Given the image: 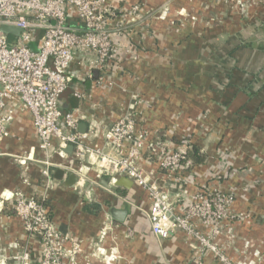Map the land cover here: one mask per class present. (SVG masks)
Segmentation results:
<instances>
[{
	"label": "crops",
	"instance_id": "0c3cea01",
	"mask_svg": "<svg viewBox=\"0 0 264 264\" xmlns=\"http://www.w3.org/2000/svg\"><path fill=\"white\" fill-rule=\"evenodd\" d=\"M134 1L139 21L121 39L130 52L105 74L91 63L93 55L76 52L60 109L75 113L91 147L109 150L103 133L125 114L146 129L147 143L196 145L205 158L193 163L189 182L166 176L147 152L138 166L179 213L197 190L230 193L229 215L213 242L234 263L264 264V0ZM64 153L52 157L59 167H50L45 186L29 113L15 111L0 140V264H17L24 248L29 264H39L41 243L12 208L16 193L44 197L54 226L77 242L76 259L66 264L192 262V237L178 229L167 238L152 233L144 189L125 175L114 182L105 173L98 177L86 154ZM79 172L83 184L67 185L69 174ZM112 207L127 209L123 221L111 217ZM200 263L218 264L207 249Z\"/></svg>",
	"mask_w": 264,
	"mask_h": 264
},
{
	"label": "built area",
	"instance_id": "2783aa9c",
	"mask_svg": "<svg viewBox=\"0 0 264 264\" xmlns=\"http://www.w3.org/2000/svg\"><path fill=\"white\" fill-rule=\"evenodd\" d=\"M140 15L139 3L132 0H0V26L20 29L17 36L0 31V140L8 135L15 111L26 110L43 152L40 162L45 186L51 181L50 167H59L52 157L64 156V148L72 145L76 156L87 155L88 166H93L98 177L105 173L114 182L117 176L125 175L145 190L147 217L155 236L167 238L178 229L194 239L195 254L188 264H201L204 249L213 253L218 264H236L225 258L210 235L207 238L200 232L227 217L231 194L197 190L179 213L162 188L138 166L147 152L166 176L189 182L193 163L187 156V141L176 146L156 139L147 143L146 129L125 114L103 133L109 150L91 147L86 143L89 133L77 130L75 113L60 109L61 94L71 80L68 69L74 54L84 51L93 55L91 63L105 74L120 63L122 53L130 52L121 39L127 25L139 21ZM38 30L42 33L33 48L31 42ZM83 179L77 173V184H83ZM44 201V197L26 198L16 193L12 208L26 233L41 243L39 264H66L76 259L77 242L54 226ZM218 233L217 229L212 232ZM29 259L24 248L17 264H29Z\"/></svg>",
	"mask_w": 264,
	"mask_h": 264
},
{
	"label": "water",
	"instance_id": "95a60500",
	"mask_svg": "<svg viewBox=\"0 0 264 264\" xmlns=\"http://www.w3.org/2000/svg\"><path fill=\"white\" fill-rule=\"evenodd\" d=\"M0 31H2L3 33H5L7 35L17 36L20 32V29L3 25V26H0ZM79 130L81 131V129H79ZM72 150H73L72 145H67L64 148V151L68 152V153L72 152ZM62 173H63V171L61 169H56L54 172V176L56 178L60 179ZM76 179H77L76 175L71 173L68 176L66 184L72 185L76 181ZM107 182H108V179L101 178L99 180L100 185L103 187L107 186ZM109 213L113 219H115L117 221H123L126 217L127 209H119V208L112 207V208H110Z\"/></svg>",
	"mask_w": 264,
	"mask_h": 264
},
{
	"label": "trees",
	"instance_id": "16d2710c",
	"mask_svg": "<svg viewBox=\"0 0 264 264\" xmlns=\"http://www.w3.org/2000/svg\"><path fill=\"white\" fill-rule=\"evenodd\" d=\"M187 156L191 159L192 163L194 164L202 163L205 158L204 154L199 151V148L196 145H190V149L188 150ZM44 203L46 205V200L44 201ZM94 207L95 209H99L96 204H94ZM85 210L89 211L88 208H86Z\"/></svg>",
	"mask_w": 264,
	"mask_h": 264
},
{
	"label": "rangeland",
	"instance_id": "374dc122",
	"mask_svg": "<svg viewBox=\"0 0 264 264\" xmlns=\"http://www.w3.org/2000/svg\"><path fill=\"white\" fill-rule=\"evenodd\" d=\"M229 215V212L227 214V216ZM227 218V217H226ZM225 218V219H226ZM224 219H222V221L215 223L213 225H209V226H205L203 227V229L201 228V233L204 234L205 237H209L208 235H210V241L213 242L214 241V237L216 236V234H212L214 229L219 230L221 228V225L223 223ZM214 243V242H213ZM223 255L225 256V258L229 261V257H227L226 253L223 251ZM231 261V260H230ZM237 264V263H236Z\"/></svg>",
	"mask_w": 264,
	"mask_h": 264
}]
</instances>
